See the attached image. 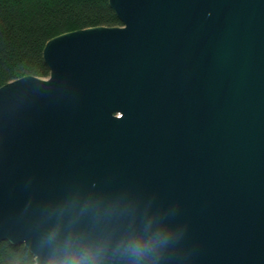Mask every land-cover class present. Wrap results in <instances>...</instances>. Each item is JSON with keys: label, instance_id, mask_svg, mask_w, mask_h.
Here are the masks:
<instances>
[{"label": "water", "instance_id": "1", "mask_svg": "<svg viewBox=\"0 0 264 264\" xmlns=\"http://www.w3.org/2000/svg\"><path fill=\"white\" fill-rule=\"evenodd\" d=\"M0 86V245L35 264H264V0H109Z\"/></svg>", "mask_w": 264, "mask_h": 264}, {"label": "trees", "instance_id": "2", "mask_svg": "<svg viewBox=\"0 0 264 264\" xmlns=\"http://www.w3.org/2000/svg\"><path fill=\"white\" fill-rule=\"evenodd\" d=\"M99 25H121L109 0H0V86L26 75L48 78L45 44ZM0 264H35V259L24 245L3 242Z\"/></svg>", "mask_w": 264, "mask_h": 264}]
</instances>
